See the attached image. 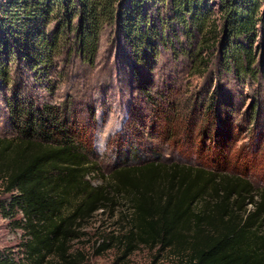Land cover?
<instances>
[{
	"label": "trees",
	"instance_id": "16d2710c",
	"mask_svg": "<svg viewBox=\"0 0 264 264\" xmlns=\"http://www.w3.org/2000/svg\"><path fill=\"white\" fill-rule=\"evenodd\" d=\"M211 2L0 0V82L9 92L5 107L15 132L12 139H0V185L9 195L0 211L8 219L20 214L13 223L24 236L21 256L1 251L0 264H85V254L70 245L81 237V223L119 204L127 210L124 227L96 241L94 257L116 247L122 261L143 247L166 252L174 264H264L263 188L255 190L247 179L215 169L154 162L114 169L103 187H93L86 180L94 172L91 151L68 122L71 98L55 107L23 91L27 77L48 81L55 57L67 44L71 56L91 68L107 26L125 41L134 68L155 61L159 49L171 52L164 31L144 10L149 4L161 6L168 28L181 26L189 42L199 36L194 52L185 57L191 68L204 69L194 72L206 73V85L223 80L222 86L257 89L259 98L252 97L247 113V121H254L264 103V0H213L218 26L210 19ZM132 78L146 90V80L135 72ZM219 89L206 98L208 126L200 130L216 148L230 133L216 105L219 100L226 107L232 95L220 89L218 97Z\"/></svg>",
	"mask_w": 264,
	"mask_h": 264
},
{
	"label": "rangeland",
	"instance_id": "374dc122",
	"mask_svg": "<svg viewBox=\"0 0 264 264\" xmlns=\"http://www.w3.org/2000/svg\"><path fill=\"white\" fill-rule=\"evenodd\" d=\"M214 5L212 0L210 19L218 26ZM144 10L156 29L164 31L171 52L159 49L155 61L134 68L125 41L113 26H107L100 33L91 68L73 58L67 44L55 57L48 81H33L27 77L24 93L34 101L55 107L71 98L68 122L82 134V143L86 144V150L91 151L89 157L94 162V172L88 174L86 180L93 187H103L114 169L154 162L215 169L247 179L255 190L264 189L262 101L255 120L247 121L252 97L259 98L255 96L257 89L239 88L234 84L222 86L223 80H213L206 85V73L195 74L196 70L204 72V69H199V66L191 68L185 57V53L194 52L199 36L194 34L189 42L181 26L171 23L168 28L161 6L148 4ZM54 26L53 23L47 28L48 34L53 32ZM133 72L139 80L148 82L146 90H141L140 81L133 80ZM215 87L232 90L226 107L219 100L216 105L230 130L228 139L219 148L206 138L209 134L206 137L200 134V130L208 126L204 123L207 118L206 98ZM223 92L220 90L218 97ZM8 96L7 87L0 82V139L15 137L5 107ZM89 109L91 115H88ZM242 117L244 121L240 120ZM117 126L121 130L113 135ZM222 156L224 161L219 160ZM8 197L0 185V204H4ZM246 209L251 210V207L247 205ZM124 213L127 214L124 204L97 210L81 223L78 230L81 237L70 243L71 250L83 252L85 264H174V258L166 252L157 253L143 247H138L122 261L118 260L116 247L98 257L91 255L94 243L100 242L102 236H115L121 232ZM19 219L20 214L8 219L0 211V252L5 255L21 256L20 243L24 236L13 223ZM261 229L264 231V223Z\"/></svg>",
	"mask_w": 264,
	"mask_h": 264
},
{
	"label": "clouds",
	"instance_id": "9594fccd",
	"mask_svg": "<svg viewBox=\"0 0 264 264\" xmlns=\"http://www.w3.org/2000/svg\"><path fill=\"white\" fill-rule=\"evenodd\" d=\"M121 129H120V127L119 126H117V129H116V131H114L112 134L113 135H115V132H117V131H120Z\"/></svg>",
	"mask_w": 264,
	"mask_h": 264
}]
</instances>
